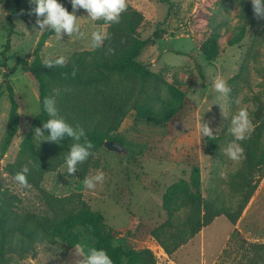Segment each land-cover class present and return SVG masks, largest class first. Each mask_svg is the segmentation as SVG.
Here are the masks:
<instances>
[{"label":"rangeland","instance_id":"obj_1","mask_svg":"<svg viewBox=\"0 0 264 264\" xmlns=\"http://www.w3.org/2000/svg\"><path fill=\"white\" fill-rule=\"evenodd\" d=\"M128 1L145 16L140 27L142 36L153 39L140 59L177 89L168 104L158 107L163 124L139 119L131 111L114 133L130 149L124 154L106 146L98 149L101 165L90 175L99 169L105 180L95 181L96 187L87 189L76 170L68 173L61 165L45 175L42 187L59 196L82 193L116 229L117 244L150 247L157 264H264V176L236 223L220 215L173 254H168L151 234L167 218L163 208L166 188L181 178L189 180L194 166L200 168L204 195L214 187L229 193V173L243 159V153L233 160L226 152L233 139L228 133L231 116L246 107L252 130L264 123V21L253 14V23H247L238 0ZM60 2L67 8L69 0ZM245 2L252 5L251 0ZM14 4L15 0H0V143L9 121V83L14 86L19 103L20 123L0 161V183L20 195L21 210L44 212L47 205L40 189L22 187L6 170V165L15 160L32 120L41 111L37 82L30 72L17 65V60H33L40 36L49 29L45 26L41 30L35 23V13L30 14L35 5L30 0H20L19 9L12 14ZM76 15L83 35H51L41 51L43 59L63 55L67 61L75 51L92 48L93 30L102 26L107 31V25L90 21L84 9L77 10ZM217 25L221 32L220 54L208 60L200 47ZM9 37L10 47L6 49ZM246 64L247 69L242 71ZM217 77L230 86L227 96L214 90ZM203 121L212 129V136L226 135L216 156L208 150L209 137L200 134ZM78 230L84 251L95 247L93 235L85 228ZM252 243L259 246L254 248ZM79 259L82 257L75 255V246L69 248L61 241L45 242L38 245L36 254L12 264H77Z\"/></svg>","mask_w":264,"mask_h":264},{"label":"trees","instance_id":"obj_2","mask_svg":"<svg viewBox=\"0 0 264 264\" xmlns=\"http://www.w3.org/2000/svg\"><path fill=\"white\" fill-rule=\"evenodd\" d=\"M238 1L242 5V17H246L247 23H253L252 5L245 0ZM19 5L20 0H15L12 14L17 12ZM126 5L119 22L106 24L103 20L97 21L107 25L109 33L99 48L75 51L62 66L48 68L42 63L41 51L55 33L47 29L40 36L34 59L19 57L17 60V65L30 72L37 82L41 111L32 120L15 160L6 165V170L14 176L22 165L31 161L28 182L40 189L47 211L21 210L20 195L0 183V264H12L34 255L38 245L45 242L61 241L72 248L81 242L80 227L93 235L95 247L105 249L113 264H157L150 247L117 244L116 229L106 222L100 210L94 209L83 198L82 193L59 196L42 187L45 175L63 165V158L71 151L73 143L91 141L94 145L88 158L76 169L81 179L99 168L101 161L97 152L105 146V141L113 139L125 144L114 133L131 111L134 110L139 119L163 124L164 117L159 114L158 107L168 104L177 89L140 59L153 39L143 37L140 32L145 19L143 12L128 0ZM67 9L72 11L70 2ZM12 14L8 19L13 29ZM218 27H214L213 34L200 47L208 60H214L220 54L221 32ZM9 47L10 37L6 49ZM245 68L247 64L243 65L242 71ZM8 96L9 121L0 143V161L11 146L20 123L19 103L11 83L8 84ZM48 97L54 99L58 117L75 131L83 130L79 141L67 135L58 142L35 138L37 127L48 135V130L43 128L46 120L51 118L43 103ZM263 129L264 123H260L245 140L239 141L243 159L240 166L229 173L228 194L214 187L207 196L204 195L198 166L193 167L189 180L181 178L166 188L163 208L167 218L154 227L151 234L168 254L176 252L220 215H225L232 223L239 220L264 176ZM225 138V134L208 138V150L212 155L218 154ZM252 246L259 245L252 243Z\"/></svg>","mask_w":264,"mask_h":264},{"label":"clouds","instance_id":"obj_3","mask_svg":"<svg viewBox=\"0 0 264 264\" xmlns=\"http://www.w3.org/2000/svg\"><path fill=\"white\" fill-rule=\"evenodd\" d=\"M72 11H69L60 0H30L35 6L31 9V13H35L37 19L36 24L40 26L41 30L48 26L49 30L54 31L57 38L61 37L62 33L83 35L80 32L81 24L78 22L79 18L76 15L77 10L84 9L90 21L103 20L106 24L117 23L120 20V14L126 9V0H69ZM253 7V14L259 21H264V0H251ZM43 15L41 20L39 17ZM109 33L101 26L100 28L91 32L90 44L93 49L99 48L102 42L108 37ZM42 63L48 67L62 66L65 63L63 55L45 56ZM214 90L220 96H227L231 91L230 86L223 78L217 77L213 81ZM44 107L51 118L47 119L43 124V128L48 130V135L45 136L41 128L35 129V138L40 141L46 139L48 141L58 142L59 138L65 135L74 137L79 141L84 134L83 130L75 131L62 117L57 116V108L52 97L44 100ZM252 121L246 107L239 108L233 113L230 119V126L228 133L233 137L229 141L226 152L233 160H238L243 152V148L238 143L245 140L252 130ZM199 131L201 136L211 137L213 135L212 129L207 122H201ZM94 145L91 141H85V144L73 143L71 151L66 153L63 158V168H66L68 173H73L78 164L85 161L90 149ZM28 164H24L20 171L14 175V180L24 188L30 187L28 182L29 173ZM105 180V174L101 170H97L95 174L86 176L83 184L87 189H94L96 187L95 181ZM75 255L82 257L77 261V264H113V260L108 252L103 248L89 247L85 252L80 244L75 245Z\"/></svg>","mask_w":264,"mask_h":264},{"label":"water","instance_id":"obj_4","mask_svg":"<svg viewBox=\"0 0 264 264\" xmlns=\"http://www.w3.org/2000/svg\"><path fill=\"white\" fill-rule=\"evenodd\" d=\"M105 146L108 149L117 151L121 154H124L127 150V147L124 144H122L116 140H113V139H109V140L105 141Z\"/></svg>","mask_w":264,"mask_h":264}]
</instances>
